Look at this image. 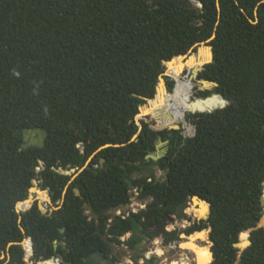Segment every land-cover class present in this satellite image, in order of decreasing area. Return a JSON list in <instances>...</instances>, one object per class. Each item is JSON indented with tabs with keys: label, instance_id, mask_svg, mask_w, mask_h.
<instances>
[{
	"label": "trees",
	"instance_id": "obj_1",
	"mask_svg": "<svg viewBox=\"0 0 264 264\" xmlns=\"http://www.w3.org/2000/svg\"><path fill=\"white\" fill-rule=\"evenodd\" d=\"M213 35V60L198 79L218 86L196 95L219 92L230 103L197 111L205 101L193 98V83L186 109L193 136L143 119L140 129L135 117L155 96L164 60ZM194 64L195 56L180 57L168 72L181 76ZM164 77L173 92L175 80ZM173 93L159 91L142 113L167 110ZM161 113L153 124H164ZM32 128L45 131L44 142L24 147L23 131ZM158 136L170 141L167 154L145 159ZM85 165L74 178L62 173ZM34 179L54 205L44 213L36 200L18 211V202V209L30 204L20 201ZM135 187L140 199L154 198L150 206L158 196L174 206L194 195L209 202L208 218L194 229L208 230L210 264H264V228L249 238L247 231L264 214V0H0V264L57 257L89 264L95 254L118 264L112 246L135 248L130 237L120 239L131 220L109 219L131 203ZM132 215L139 220L143 211Z\"/></svg>",
	"mask_w": 264,
	"mask_h": 264
},
{
	"label": "flooded vegetation",
	"instance_id": "obj_2",
	"mask_svg": "<svg viewBox=\"0 0 264 264\" xmlns=\"http://www.w3.org/2000/svg\"><path fill=\"white\" fill-rule=\"evenodd\" d=\"M177 87V86H176ZM173 93V92H171ZM174 120V115L172 113V111H162L160 118L165 119L164 124L162 126L159 125H155L152 122L154 121H150L149 119H146L147 122L150 124V126L156 130H158L159 128H166V126H170L171 124L168 122H171L170 119ZM145 120V119H143ZM158 122V121H157ZM143 128V125H142ZM141 128V129H142ZM161 130V129H159ZM165 142V149L163 151H158L157 145L158 142ZM156 148H155V153H160L161 157L165 156L169 150V143L170 141L168 139L163 140L160 136H158L157 140H156ZM160 157V158H161ZM161 181H163V179H161ZM140 199V198H139ZM193 197L192 198H188L185 201H182L180 203H178L176 206L173 205V201L171 200H167L162 198V196H158L156 201L153 203L152 206H150L149 204L151 203L152 200H154L153 197L151 198H147V199H140V200H146L148 202L145 203V206L140 207V210H137V212H140L141 210L143 211V215L141 217V219H139L140 225L142 226L145 234L144 235H137V239H132L133 238V234L131 232L130 234V239L131 241L134 242L135 248L134 249H130L127 248L128 251L130 252L131 256H134L135 253H139V255L141 254H145L144 253V249L147 248V246H150V244L153 243V246L157 243L156 240H161L164 243H166L165 241V235L157 232L158 229L160 228H164L166 230L171 231V234L173 233H177L178 238L171 240V241H175L176 242V246H179L176 250H165L166 252H172L173 256H176V258L179 260V263H183V261H180V259L182 258V254L181 251L182 248L181 245H193L196 244L198 247H205L207 245H203L205 243L208 242V236L207 239H205V236L203 237H199V233L202 232V230H205L206 228H203L200 231H197L194 229L196 226L200 224H202V219H204V217L199 216L197 213L194 212V210L192 211V208H190V206L193 203ZM181 203H186L187 206L183 209V214H180L178 211V207ZM132 213V212H131ZM134 213V212H133ZM150 217L147 218V216ZM131 216V214H129L126 217ZM125 217V218H126ZM122 218V219H125ZM170 234V235H171ZM125 235V234H124ZM123 235V236H124ZM122 237V236H121ZM120 237V239H121ZM129 237H124L125 241L127 240ZM123 246H127V244H122ZM165 251L162 252V255H165ZM159 255V253H156L152 256H150L149 258H147L145 260V262H143V264H161V261L163 260V258L157 256ZM161 255V254H160ZM184 257V256H183ZM138 258V257H137ZM133 259V257H132ZM135 260V259H133ZM139 262V261H137ZM188 263V261H186ZM65 263V262H64ZM66 264V263H65ZM190 264V263H189ZM196 264V263H193Z\"/></svg>",
	"mask_w": 264,
	"mask_h": 264
},
{
	"label": "water",
	"instance_id": "obj_3",
	"mask_svg": "<svg viewBox=\"0 0 264 264\" xmlns=\"http://www.w3.org/2000/svg\"><path fill=\"white\" fill-rule=\"evenodd\" d=\"M214 37V35L209 39V40H207V41H204V42H201L200 44H199V46H198V48H197V50L196 51H194V49L192 48L188 53H186V54H180V55H177V56H174V57H172L171 59H169V60H164V65L166 66V70L164 71V73L163 74H161L160 75V77H159V83H160V81H163V84H164V88L166 89L167 88V84H166V80H165V77H164V75H168V70H169V63L173 60V59H175V58H179V57H182V59H183V61H187L191 56H192V54L193 53H196V52H198L199 51V53H200V48L201 47H207V48H209V50H210V57L209 58H206V59H202V62L201 63H199V64H196L195 66H194V68H192V74H191V76H190V78H195L196 80H198L199 82H201V84H202V86H200V88H199V90H202V91H204V90H208V89H212V88H214L215 86H218V83L216 82V81H213V80H208V79H205V78H201V79H197L198 78V74H199V72L205 67V65L207 64V63H209V62H211L212 60H213V57H214V51H213V46L212 45H210V44H208V42L212 39ZM199 55V54H198ZM196 58H199V56H196ZM169 76V75H168ZM159 83H158V85H157V88H156V94H157V92H158V88H159ZM205 84H207V86H204ZM214 96H219L220 97V101H216V100H214V99H210L209 100V98H213ZM197 99H201V100H204L205 101V104L202 106L203 108H201V109H199V110H197V111H200V112H212L213 110H215V109H217V108H221V107H225V106H227L229 103H230V100L228 99V98H226L225 96H224V94H222V93H219V92H212V93H210V94H208V95H206V96H197L196 97ZM151 99H153V98H146V100H151ZM142 106V105H141ZM141 106L139 107V113L136 115V117H135V120H136V118H137V116L138 115H140L141 114ZM141 111V112H140ZM192 112H196V111H192ZM147 115V114H146ZM146 115H144L145 116V118H147L146 117ZM187 118H188V116H187V114H186V116H185V120H187ZM168 129H179L180 127H181V125L180 124H178V123H176V124H174V125H170V126H166ZM159 129H165V128H159ZM158 129V130H159ZM195 134V133H194ZM193 134V135H194ZM137 135V134H136ZM136 135L134 136V138L136 137ZM192 135V136H193ZM161 142H162V140H161ZM109 145H112V144H106L105 146H109ZM104 147V146H103ZM92 157H93V155L87 160V162H86V165L89 163V161L92 159ZM161 157V154L160 153H149V154H147L146 156H145V159H150V158H152V159H154V160H158L159 158ZM102 162H104V159H102ZM143 161L141 160V163H142ZM86 165L85 166H83V167H72V168H70V169H64V170H62V173H64V174H67V175H72V178H74L75 176H77L85 167H86ZM38 183V180L37 179H34L33 180V184H37ZM39 184V183H38ZM129 185H130V187L132 186V181L131 180H129ZM34 187L32 186L31 188H30V196L26 199V200H23V201H20V202H25V201H27V200H30V205H28L25 209H28L29 207H31L32 205H33V203L36 201V200H38V202H39V206H40V208H41V204H40V201H41V198H34V196H32L31 194H32V189H33ZM76 192H77V194L78 195H80V190L79 189H76ZM50 195V194H49ZM194 199V198H193ZM192 199V200H193ZM63 200H60V201H58L59 202V204L62 202ZM195 201V200H194ZM193 201V202H194ZM19 203V202H18ZM18 203H17V205H18ZM195 203V202H194ZM207 205H208V207H207V213L205 214V216L208 218V216H209V213H210V204H209V202L208 201H206L205 202ZM262 204L264 205V197L262 196ZM17 205H16V209L18 210V211H20V209H18V207H17ZM187 206V204L186 203H181L180 205H179V207H178V211H179V213L180 214H183L184 212H183V209L185 208ZM25 209H21V210H25ZM42 209V208H41ZM42 211L45 213V212H47V210H43L42 209ZM201 211V210H200ZM148 217H150V214H149V216H147V218ZM130 220H131V227H132V234H133V238L132 239H137V235L139 234V235H144L145 234V232H144V230H143V228H142V226L140 225V222H139V220L134 216V215H132V216H130ZM117 221L119 222V223H122V218H118L117 219ZM91 224H93V223H91ZM261 227H263L264 228V214L261 216V218L259 219V221H258V223L256 224V226H254V227H251L249 230H247L248 231V238H249V236H250V234H251V232L254 230V229H256V228H261ZM64 229L62 228V231H63ZM203 231V230H202ZM205 232H206V235L208 236V230L207 229H205L204 230ZM157 232H159V233H161V234H163V235H165V236H169L170 234H171V231H169V230H166V229H164V228H160V229H158L157 230ZM29 239V241H30V243H31V246H32V240H31V238H28ZM208 242H209V246H208V255H209V262L208 263H206V264H210L212 261H213V259H214V257H213V252H212V250H211V244H210V240H209V238H208ZM251 243V241L249 240V239H247L246 241H241L240 243H239V246L241 247V249H243V248H245L246 246H248L249 244ZM196 246V245H195ZM240 254H241V251H240ZM5 256V253L3 254V256L2 257H4ZM136 260H137V257L135 258ZM196 264H198V263H196Z\"/></svg>",
	"mask_w": 264,
	"mask_h": 264
},
{
	"label": "rangeland",
	"instance_id": "obj_4",
	"mask_svg": "<svg viewBox=\"0 0 264 264\" xmlns=\"http://www.w3.org/2000/svg\"><path fill=\"white\" fill-rule=\"evenodd\" d=\"M198 54H199V51L196 52V53H193L192 55L196 57V56H198ZM171 71L172 70H170L169 72L171 73ZM169 72H168V75L172 79L175 80V84H174V88H173L174 89L173 92H174L176 90V88H177L176 87L177 81L174 78V76L171 75ZM192 72H193L192 69H190L188 66H186L184 68L183 72L181 73V76L183 77V79H187V78H189L191 76ZM192 79H193L194 82H196L194 90H193V98H194V97H197L196 92L199 91L200 82L198 80H196L195 78H192ZM166 90L168 92H171V91L168 90V87L166 88ZM146 105H150V101L149 100H147L146 103H144L142 106H146ZM189 112H192V111H189ZM146 117L150 121L156 120V118L154 117L153 113L147 114ZM137 121L138 120L136 118V122ZM170 121L171 122H168V123L173 125V123H175V117H174V120H173L172 116H171ZM176 123L181 125L179 130H182L183 135L192 136L195 133V126L193 124H191L190 122H188V119L185 120V119H182V117H180V119L177 120ZM191 127H192V129H191ZM23 138H24V144H23L24 147H28V146H32V145H38L39 146V145H42L43 142H44L45 131L42 130V129H39V128L26 129V130L23 131ZM157 148H158V151H160V152L163 151L165 149V142H158ZM155 152L156 151H154L152 153H155ZM154 168L155 167H153V169ZM154 173H155V176L157 178H159V179H163L164 178V172L161 169L155 168ZM33 187H34L33 188L34 190H32L33 192H32L31 195L34 196V198H37V197L41 198L40 204H41V208L43 210H47L49 206L54 205L52 200H51V198H50L49 191L47 189H43L42 187L39 186L38 183L37 184H33ZM45 192L47 193V195L45 194ZM28 201L30 203V200H28ZM138 202H140V204L142 203L144 205V203H146L148 201H146V200L144 201V200L138 199L137 202H134V205H133L134 209H136V210H140L141 209L139 204H138ZM25 208L26 207H23L21 209H25ZM125 208H126L125 209L126 212H131L132 208L130 206H126ZM123 212H122V214H125ZM111 217L112 218L116 217V213L114 211H111ZM26 240L27 239H25L23 241V245L24 246H25L24 242ZM203 245L209 246V242H207V243H205ZM112 249H113L112 250V254L114 256H116L118 258V260H119L118 263L121 262L122 264H139V263H136L135 260L132 259V256H131L130 252L128 251V249L126 248V246H123L122 244H117V245L112 246ZM150 250L154 251V253H156L155 251H157V253H159V255H157V256L163 258V260L161 261V264H180L179 260L176 258V256L172 255V252H166L165 251V255H162L163 250L161 248H158L156 245L153 246V243L150 244V246H147V248H145L143 251H144V253H148ZM143 257H144V255L141 254V257L140 258L138 257L137 261H139ZM186 260H188V258H186L185 260L180 259V261H183V262H186ZM88 263L89 264H107V261L104 260L103 258H101L99 255L95 254V255H92L90 258H88Z\"/></svg>",
	"mask_w": 264,
	"mask_h": 264
},
{
	"label": "bare ground",
	"instance_id": "obj_5",
	"mask_svg": "<svg viewBox=\"0 0 264 264\" xmlns=\"http://www.w3.org/2000/svg\"><path fill=\"white\" fill-rule=\"evenodd\" d=\"M205 51H208L207 50V47H201L200 48V53H199V58H196L195 57V64H194V66L196 65V64H199V63H201L202 62V58H201V56H202V54L205 52ZM205 53H208V52H205ZM180 58V57H179ZM208 58V57H207ZM175 59H177V58H175ZM175 59H173V60H175ZM206 59V58H205ZM172 60V61H173ZM194 66H193V68H194ZM170 73V72H169ZM171 74V73H170ZM174 78L176 79V81H177V88H176V90L174 91V93L172 94V96L170 97V101L168 102V104H167V111H172L173 112V114H174V117H175V123H176V121L177 120H179L180 119V117H182V119H185V116H186V114H187V111H186V109H187V104H188V102H190V95H189V97H188V93H189V91H190V88L193 86V83L195 84L196 82H194L193 81V79L192 78H187L186 80H184L180 75H179V70L177 69V73L174 75ZM200 86H202V84H201V82H200ZM204 86H207V84H205ZM194 87H195V85L192 87V91L191 92H193V90H194ZM159 91H161V92H164V93H167V94H171V92H168L165 88H164V84H163V81H160V83H159V88H158V92H157V94L155 95L156 97H157V95H158V93H159ZM192 97V96H191ZM168 95H166L165 96V99H166V101L168 100ZM189 98V99H188ZM152 100V99H151ZM187 100H188V102H187ZM200 101H201V103L202 102H204V100H201V99H199ZM150 101V100H149ZM185 107V108H184ZM158 110H160V111H165V110H163V109H158ZM158 110H156V111H158ZM141 111H142V109H141ZM156 111H154V112H156ZM154 112H152V113H154ZM148 114H151V113H148ZM144 115H146V114H143L142 112H141V114L140 115H138L137 116V122H138V124H139V128L141 129L142 128V124L140 123V119H148V118H145V116ZM175 123H173V125L175 124ZM191 129H192V127H191ZM32 190H34V189H32ZM194 199H193V201L195 202H193L192 203V205H191V207H192V210H194V212L195 213H197L199 216H202V217H204V218H207L206 216H205V214L207 213V207H208V205L205 203L207 200H204L203 198H201V197H199L198 195H194V196H192ZM25 202H29L28 200L27 201H25ZM201 210V211H200ZM199 237H203V236H205L206 235V232L203 230L202 232H200L199 233ZM196 244H193V245H184V244H182L181 245V247L182 248H185V249H189V250H191V251H193V253H194V258H195V262L196 263H198V264H206V263H208L209 262V253H208V246H205V247H198L197 245L195 246ZM181 264H188L187 262H183V263H181Z\"/></svg>",
	"mask_w": 264,
	"mask_h": 264
},
{
	"label": "built area",
	"instance_id": "obj_6",
	"mask_svg": "<svg viewBox=\"0 0 264 264\" xmlns=\"http://www.w3.org/2000/svg\"><path fill=\"white\" fill-rule=\"evenodd\" d=\"M131 194H132L131 203H129L127 206H130L132 208L131 209V212H136L137 210L134 209L133 205H134V202H137V200L139 199L140 192H139L138 188L137 187L132 188L131 189ZM138 204H139L140 207L145 206V203L143 205L142 203L140 204V202H138ZM125 207L126 206L119 207V208H117L115 210H112V211H114L116 213V217L115 218H125L126 216H128L129 214H131V212H126V210H125L126 208ZM190 208H192V207L190 206ZM122 212L125 213V214H122ZM113 219L114 218L111 217L109 219V221L111 222ZM130 234H131V231L130 232H127L124 236L121 237V239L124 240V237H129ZM156 241H157V243L155 245L158 248H161L163 251H165V250H176L179 247V246H176V242L175 241H169V242H166L164 244H163V242L161 240H156ZM24 248L26 250H28V251L32 250L31 243L29 244V246H24ZM155 252L157 253V251H155ZM156 253H154V251L150 250L148 253H145L144 254V257L141 258L138 263L139 264H143V262H145V260L147 258H149L150 256H152V255H154ZM181 254H182L181 256H182L183 260H185L186 258H188V260H186V261H188V264L189 263L190 264L196 263L195 262V258H194L193 251H191L189 249H182ZM51 260L54 261L55 264H65L64 261L61 258H58V257L57 258H51ZM44 262L45 261H43L42 263L44 264ZM118 264H122V263L120 262Z\"/></svg>",
	"mask_w": 264,
	"mask_h": 264
},
{
	"label": "crops",
	"instance_id": "obj_7",
	"mask_svg": "<svg viewBox=\"0 0 264 264\" xmlns=\"http://www.w3.org/2000/svg\"><path fill=\"white\" fill-rule=\"evenodd\" d=\"M135 262L138 263L136 259H135Z\"/></svg>",
	"mask_w": 264,
	"mask_h": 264
}]
</instances>
